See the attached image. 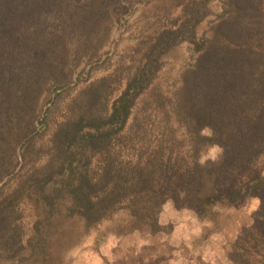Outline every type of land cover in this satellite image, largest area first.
<instances>
[{"label": "rangeland", "instance_id": "obj_1", "mask_svg": "<svg viewBox=\"0 0 264 264\" xmlns=\"http://www.w3.org/2000/svg\"><path fill=\"white\" fill-rule=\"evenodd\" d=\"M259 1L264 8V0ZM97 4L101 7L94 2L89 10L79 6L80 13L66 11L71 21L64 25L62 44L56 48L60 73L45 81L33 116L35 128L24 139L12 141L0 202L7 197L15 201L0 207V264H264V234L254 231L239 241L255 222L258 198L240 206L216 203L203 214L170 198L154 216L136 220L121 209L91 226L68 216V203L50 215L39 201L33 176L54 153L52 138L58 125L80 112L90 90L105 92L101 108L108 113L129 78L147 62L161 33L178 30L186 22L194 26L195 36L180 40L159 57L161 66L136 99L127 128L93 156L92 167L99 169L112 157L141 163L156 170L153 183L159 189L169 156L179 157L180 171L186 173L196 163L215 161L221 152L207 141L195 152L198 139L188 128L183 85L201 55L234 47L226 34L236 14L234 0H116L107 9V4ZM260 21L264 28V16ZM244 22L254 35L257 26L264 32L252 18ZM248 43L263 52L264 34ZM44 117L46 129L37 127ZM201 133L210 136L211 131ZM258 164H264V153ZM137 196L140 206L154 205L147 192Z\"/></svg>", "mask_w": 264, "mask_h": 264}, {"label": "trees", "instance_id": "obj_2", "mask_svg": "<svg viewBox=\"0 0 264 264\" xmlns=\"http://www.w3.org/2000/svg\"><path fill=\"white\" fill-rule=\"evenodd\" d=\"M114 1L0 0V181L9 169L12 141L24 139L35 128L33 116L45 81L60 73L56 48L62 44L64 25L71 21L66 11L80 13L81 6L89 10L94 2L100 7L97 3L107 4V9ZM234 8V21L227 23L226 32L234 47L201 55L184 76L183 104L188 128L198 139L195 152L207 141L221 149L217 159L196 163L182 173L179 157L169 156L159 189L153 183L156 170L141 163L112 157L99 169L92 167L93 156L106 150L127 128L136 99L161 66L159 57L180 40L195 36L194 26L186 22L178 30L161 33L147 62L129 78L108 113L101 108L105 92L90 90L80 112L58 125L52 138L54 153L33 176L39 201L50 215L68 203V216L91 226L121 209L136 220L154 216L170 198L199 214L216 203L240 206L258 198L255 222L244 229L239 241L254 231L264 234V164H258L264 153V51L248 43L264 32L257 26L254 35L244 22L252 18L260 28L264 8L259 0H234ZM39 125L46 129V117ZM205 129L211 131L210 136L201 133ZM142 191L154 201L151 208L140 206L142 199L137 194ZM14 201L7 197L0 207Z\"/></svg>", "mask_w": 264, "mask_h": 264}]
</instances>
